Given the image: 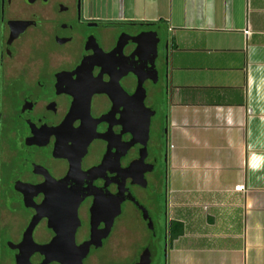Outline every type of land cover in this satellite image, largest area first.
<instances>
[{"label":"flooded vegetation","instance_id":"obj_1","mask_svg":"<svg viewBox=\"0 0 264 264\" xmlns=\"http://www.w3.org/2000/svg\"><path fill=\"white\" fill-rule=\"evenodd\" d=\"M88 5L0 0V264H156L157 213L168 264L155 28Z\"/></svg>","mask_w":264,"mask_h":264},{"label":"crops","instance_id":"obj_2","mask_svg":"<svg viewBox=\"0 0 264 264\" xmlns=\"http://www.w3.org/2000/svg\"><path fill=\"white\" fill-rule=\"evenodd\" d=\"M86 1L168 42V264H264V0Z\"/></svg>","mask_w":264,"mask_h":264},{"label":"rangeland","instance_id":"obj_3","mask_svg":"<svg viewBox=\"0 0 264 264\" xmlns=\"http://www.w3.org/2000/svg\"><path fill=\"white\" fill-rule=\"evenodd\" d=\"M165 47H164V41L162 42V45L159 49V54L157 57V60L155 62V69L156 73L153 79L151 80V85L150 88H153V92L156 93L155 97V102L160 103V115H159V121L160 123L162 122L161 118H164L166 121L164 123V128H168V118H169V112L166 113V100H168L169 103V98H170V84H169V78H170V69H169V60L168 57L165 55ZM168 98V99H166ZM164 116V117H163ZM167 119V120H166ZM162 144L167 146V143L165 142V138L162 140ZM169 145V144H168ZM169 194V193H168ZM157 221L159 224V230H158V235L156 239V244L159 245V257L158 259L154 260V263L156 264H162L161 261V252L162 248L161 246L164 243V223H165V218L162 215H159L157 213L156 215Z\"/></svg>","mask_w":264,"mask_h":264},{"label":"water","instance_id":"obj_4","mask_svg":"<svg viewBox=\"0 0 264 264\" xmlns=\"http://www.w3.org/2000/svg\"><path fill=\"white\" fill-rule=\"evenodd\" d=\"M144 35H139L138 38L142 39ZM150 49H149V53H150V79L153 78L155 76L156 70H155V61L157 59L158 53H159V49L162 45L163 42V35H162V30L160 27H156L155 30L150 31ZM168 44V42H164V46L166 47ZM141 80L139 81V88H138V92H136L137 96L139 95V97L142 96V88H141ZM156 114V112L154 113ZM150 228L152 229V231L155 230V227L153 225H150ZM156 249L152 246V243H150V261L151 258L153 257V254L155 253ZM148 256L146 253H144V255L141 258V261L139 262V264H147L148 262Z\"/></svg>","mask_w":264,"mask_h":264},{"label":"trees","instance_id":"obj_5","mask_svg":"<svg viewBox=\"0 0 264 264\" xmlns=\"http://www.w3.org/2000/svg\"><path fill=\"white\" fill-rule=\"evenodd\" d=\"M150 27L152 28V29H154L155 28V25H150ZM176 227H178L177 225L176 226H174V228H176ZM181 233H182V230L179 228V229H177V230H173L172 231V233H171V236H170V240L172 241V240H175L176 238H178V236H180L181 235Z\"/></svg>","mask_w":264,"mask_h":264},{"label":"built area","instance_id":"obj_6","mask_svg":"<svg viewBox=\"0 0 264 264\" xmlns=\"http://www.w3.org/2000/svg\"><path fill=\"white\" fill-rule=\"evenodd\" d=\"M243 33H244V35H248L249 34L248 31H244ZM234 191L242 193V192H244V187L243 186H237V187L234 188Z\"/></svg>","mask_w":264,"mask_h":264}]
</instances>
